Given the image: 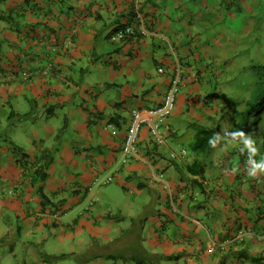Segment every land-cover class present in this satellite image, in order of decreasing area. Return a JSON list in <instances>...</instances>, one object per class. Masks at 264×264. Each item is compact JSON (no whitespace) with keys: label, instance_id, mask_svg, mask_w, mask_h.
Instances as JSON below:
<instances>
[{"label":"crops","instance_id":"obj_1","mask_svg":"<svg viewBox=\"0 0 264 264\" xmlns=\"http://www.w3.org/2000/svg\"><path fill=\"white\" fill-rule=\"evenodd\" d=\"M240 2L0 0V264H264V141L224 100L253 61ZM129 25L149 33L111 39ZM173 82L166 144L144 127L124 163L132 110ZM197 126L218 137L202 176Z\"/></svg>","mask_w":264,"mask_h":264},{"label":"rangeland","instance_id":"obj_2","mask_svg":"<svg viewBox=\"0 0 264 264\" xmlns=\"http://www.w3.org/2000/svg\"><path fill=\"white\" fill-rule=\"evenodd\" d=\"M240 4L244 8V14L246 12L247 18L251 19L250 36L253 38V40H248V42L252 43L251 45L253 46L251 50V58H253L252 64L256 63L264 65V0H244V2H240ZM237 15H239L240 17L243 16V14L239 13H237ZM227 25L229 27L236 28L241 24L240 20L238 23V21L233 22L229 19L227 21ZM247 63V66H249V62ZM250 68L251 66L248 67V76L243 77L242 81H240L237 86H234V88L232 87L228 89L229 93L225 94L224 100L228 104L227 108L230 107L229 110H227L226 108V114L228 118L232 116L231 123L233 124V126L231 127L236 128L234 129L235 131H232L231 134H235V132L236 134L237 132L244 133L245 135H249L253 142L258 143L259 139L264 141V112L262 114V118L256 123V126L250 125V123L254 121V118L249 119L250 121L246 123V118L243 114L246 109V100L251 97V85L254 82V77L251 76ZM237 122L242 125L240 129H237L236 127ZM261 131L262 134L260 133ZM189 149L191 150L190 146Z\"/></svg>","mask_w":264,"mask_h":264},{"label":"built area","instance_id":"obj_3","mask_svg":"<svg viewBox=\"0 0 264 264\" xmlns=\"http://www.w3.org/2000/svg\"><path fill=\"white\" fill-rule=\"evenodd\" d=\"M138 32L141 35H147L149 32L146 29H139V31L132 25L115 30L111 39L114 42H123L130 38H134ZM160 72L163 69L160 68ZM22 77L25 80L30 78L28 72H23ZM179 93V85L173 82L167 91L163 103L155 108H140L132 110V118L127 132V136L122 144L123 162L128 163L138 153V146L141 137V132L144 127L150 131L152 140L156 145L162 146L166 144L167 137L164 131V126L167 119L172 115L177 104V95ZM188 154L186 149L171 152L172 159L185 158ZM112 180V178H109Z\"/></svg>","mask_w":264,"mask_h":264},{"label":"trees","instance_id":"obj_4","mask_svg":"<svg viewBox=\"0 0 264 264\" xmlns=\"http://www.w3.org/2000/svg\"><path fill=\"white\" fill-rule=\"evenodd\" d=\"M11 21L12 19H9V22ZM250 73L251 76L254 77V82L251 85V97L246 100V109L243 114L246 118V123L250 121L249 119L254 118V121L251 122L250 125L256 126V123L262 118L264 112V65L252 64ZM241 126L242 125L237 122V129H240ZM196 130L195 140L190 146L191 150L189 151L187 169L193 175L202 176L204 174V167L203 160L200 159V157L209 154L216 147L218 137L214 129L197 126ZM48 162L50 163V161ZM47 176L48 174L44 169L37 171L38 181H44ZM41 193L43 198L46 199L45 194L43 192ZM138 264H151V262L145 258H140Z\"/></svg>","mask_w":264,"mask_h":264}]
</instances>
